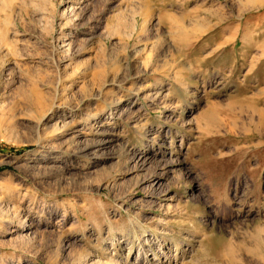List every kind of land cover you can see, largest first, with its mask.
Wrapping results in <instances>:
<instances>
[{
  "label": "rangeland",
  "instance_id": "374dc122",
  "mask_svg": "<svg viewBox=\"0 0 264 264\" xmlns=\"http://www.w3.org/2000/svg\"><path fill=\"white\" fill-rule=\"evenodd\" d=\"M0 264H264V0H0Z\"/></svg>",
  "mask_w": 264,
  "mask_h": 264
},
{
  "label": "bare ground",
  "instance_id": "6f19581e",
  "mask_svg": "<svg viewBox=\"0 0 264 264\" xmlns=\"http://www.w3.org/2000/svg\"><path fill=\"white\" fill-rule=\"evenodd\" d=\"M3 66V65H2ZM56 129H58V128H56ZM43 135V134H42Z\"/></svg>",
  "mask_w": 264,
  "mask_h": 264
}]
</instances>
